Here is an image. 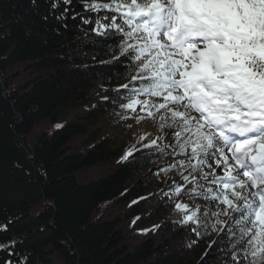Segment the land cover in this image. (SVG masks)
Wrapping results in <instances>:
<instances>
[{
	"label": "trees",
	"instance_id": "16d2710c",
	"mask_svg": "<svg viewBox=\"0 0 264 264\" xmlns=\"http://www.w3.org/2000/svg\"><path fill=\"white\" fill-rule=\"evenodd\" d=\"M51 2L0 0V264H227L230 245L209 249L191 228L150 218L142 173L156 147L138 138L115 148L80 124L56 127L96 90L127 83L129 61L113 58L119 35H84L92 25L72 19L78 0ZM164 226L178 236L157 245Z\"/></svg>",
	"mask_w": 264,
	"mask_h": 264
},
{
	"label": "snow or ice",
	"instance_id": "6c2138e0",
	"mask_svg": "<svg viewBox=\"0 0 264 264\" xmlns=\"http://www.w3.org/2000/svg\"><path fill=\"white\" fill-rule=\"evenodd\" d=\"M78 2L83 13H110L76 12L73 20L92 25L84 35L95 33L101 43L119 35L113 58L129 61L128 82L102 99L133 114L122 119L136 124L158 117L163 135L143 146L159 149L167 138V154L182 157L171 165L184 181L175 194L217 209L201 213L200 205L177 203L183 223L195 224L197 236L201 228L205 235L216 232L235 249V264H264V0ZM61 3L72 0H52L50 8ZM132 155L129 150L121 159Z\"/></svg>",
	"mask_w": 264,
	"mask_h": 264
},
{
	"label": "rangeland",
	"instance_id": "374dc122",
	"mask_svg": "<svg viewBox=\"0 0 264 264\" xmlns=\"http://www.w3.org/2000/svg\"><path fill=\"white\" fill-rule=\"evenodd\" d=\"M117 85L114 83L96 90L93 93L95 101L87 104L84 108L71 109L66 120L60 122L58 125H62L66 121L80 124L88 133H95L99 139L111 138L113 142L112 146L115 148L122 145H131L141 135L148 136L144 144H148L150 140L156 139L159 135H163V133L158 131V117L155 121L146 118L139 124H136L134 120L122 119L124 115L133 114L126 113L118 103H113L108 100L105 103H101L103 97H112L116 94L115 89ZM128 124L133 125V127H126ZM165 131L169 130L166 129ZM165 143H167V138L163 141H158L159 149H163V154L157 149L159 158L151 163V166L142 173L145 195L148 198L145 202V209L150 214V218H153L155 222L167 219L183 229L186 227L192 229L196 225L193 223H183L184 213L176 209L175 205L177 203H187L190 209L194 208L195 205H200L201 213L206 209H211L212 211H216L217 209L213 206L212 202L203 200L202 198L197 197L195 200H190L183 192L179 196L175 194L176 184L183 185L184 181L178 174L177 168L171 167V165L174 160L182 159V157L176 158L173 155H168L167 153H170L172 149L164 148ZM87 181L86 179L81 180V182ZM212 219L215 220V217ZM199 231L201 234L197 236L191 230L192 234L202 244H213V241L218 239L217 233L212 232L211 229H209L210 234L208 235H205L202 228ZM177 236L178 233H174L168 227L164 226L162 230L156 232L154 238L157 245H169L172 239ZM220 255L225 257L227 264H235V261L231 259L232 254L228 251H221Z\"/></svg>",
	"mask_w": 264,
	"mask_h": 264
}]
</instances>
